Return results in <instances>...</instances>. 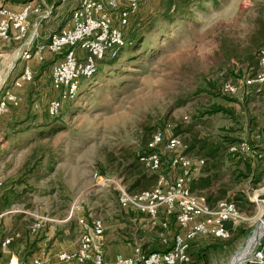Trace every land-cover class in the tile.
Listing matches in <instances>:
<instances>
[{
	"label": "rangeland",
	"instance_id": "374dc122",
	"mask_svg": "<svg viewBox=\"0 0 264 264\" xmlns=\"http://www.w3.org/2000/svg\"><path fill=\"white\" fill-rule=\"evenodd\" d=\"M27 1L50 11L40 23L39 35L44 39L53 34L44 31L45 25L51 30L66 28L71 24V11L80 2L0 0V4L15 8ZM168 1L143 0L139 4L125 29L127 44L117 56H109L99 65L97 74L82 83L77 98L64 103L56 118L48 116L47 105L57 97L50 85L57 58L44 55L29 63L33 81L19 91V107L0 124V185L14 190L4 208L16 204L12 210L19 209L20 215L30 213L47 221L38 236L67 218L75 236L80 215L81 219L102 221L107 236L104 249L117 239L132 249H141L155 239L162 243L165 233L160 227L120 208L117 188L136 193L154 187L156 175L134 166L136 155L156 132L178 136L192 147L188 154L194 158L216 150L220 159H227L230 168L224 182L233 187L229 199L243 215L239 225L227 224L232 230L240 228L241 236L227 229L230 237L226 240L196 239L190 244L188 264H231L264 219V194L253 202L245 191L250 184L241 185L234 179L238 170L232 162L236 157H248L258 146L250 130L254 112L243 111L238 101L246 89L243 78L259 71L264 39L260 43L257 32L264 26V0H206L183 10L169 9ZM35 18L32 21H40ZM228 82L238 91L231 97L221 91ZM248 99L245 106L252 103ZM254 104L256 117L262 100L255 99ZM139 174L144 178L131 190ZM97 178L110 182L98 185ZM111 238L114 241L108 242ZM257 239L247 256L264 246V226ZM171 245L167 239L164 246ZM46 256L41 257L44 264H56V257Z\"/></svg>",
	"mask_w": 264,
	"mask_h": 264
},
{
	"label": "built area",
	"instance_id": "2783aa9c",
	"mask_svg": "<svg viewBox=\"0 0 264 264\" xmlns=\"http://www.w3.org/2000/svg\"><path fill=\"white\" fill-rule=\"evenodd\" d=\"M142 1L80 0L71 13V24L51 34L45 42L40 40L39 31L41 20L50 15L49 10H42L35 2H25L18 9L0 4V117L19 107V91L33 81L29 63L50 55L57 58L50 71V85L57 97L48 102L47 114L56 118L64 103L77 98L82 83L96 75L99 65L125 46L123 32ZM33 17L40 18V21H32ZM18 62L22 63L19 68ZM258 69V72L245 76L242 84L261 92L264 87V43L259 52ZM221 91L228 97L238 92L237 87L229 82L222 85ZM186 150L187 146L180 137H165L156 132L145 150L137 154L138 163L156 175L155 186L136 193H129L120 186L117 188L120 208L146 217L152 227H160L165 233L161 235L162 243L166 245L167 239L172 242L168 251L147 254L137 246L132 249L131 256L118 255L108 261L105 259L102 221L80 219L77 224L82 231L76 251L59 252L57 263L188 264L190 244L196 239H228L227 224L239 225L243 215L231 201H220L210 208L204 196L189 190L193 175L204 166V161L190 157ZM96 181L98 185L110 182L106 178H97ZM261 194H264V176L260 187L252 193V201ZM47 223L45 220L36 221L31 233L42 231ZM171 225L176 230H172ZM9 243L7 239L3 246ZM249 260L250 264H264V246L253 251ZM21 264H44V261L41 257H34Z\"/></svg>",
	"mask_w": 264,
	"mask_h": 264
},
{
	"label": "crops",
	"instance_id": "0c3cea01",
	"mask_svg": "<svg viewBox=\"0 0 264 264\" xmlns=\"http://www.w3.org/2000/svg\"><path fill=\"white\" fill-rule=\"evenodd\" d=\"M21 5L22 4L16 6L13 9H18ZM44 29L45 32L48 31L50 33H57L60 31L59 27H56L55 30H51V27H49V25H45ZM41 31H43V29ZM40 40L42 42H45L47 39L40 37ZM248 95L251 99L250 101L253 104L250 103L251 105L249 104L245 106L246 104L244 105V103L249 100V97H247ZM255 99L262 100L263 104L261 107H258L260 109L257 110L256 117L254 106ZM238 102L242 104L244 108L243 111H247L249 113L254 112V117L250 122V130L252 131V138L254 139L253 141L258 143V146L252 151V154L248 155V157H242L241 159L239 157H236L232 161L234 164V168L238 170L237 175L234 177V179L236 178L241 185L244 183L250 184L247 186L248 189H246L245 191L248 194L252 195L253 191L255 190V186L260 184V178L264 176V146H261V144H264V87L262 88L261 92H256L253 88L242 89ZM243 113L244 112H242V114ZM7 116H9V114L0 117V124L7 120ZM258 148L261 152H258ZM189 156L193 157L191 155ZM220 163L222 180L211 184L210 187L199 191V193H194L196 195L206 197L207 204L210 208H214L220 201H228L227 199L230 198L231 194L230 191L234 190L231 185H228L227 181L224 182V179L227 177L226 169L227 167L230 168L229 165H227V159L225 160L221 158ZM240 171L242 172V174L239 173ZM207 175H210V173L201 174L199 171L198 173H195L193 175L192 180L198 179L199 177H206ZM246 177H249L248 182H246ZM254 178L258 180L257 183L254 182ZM251 183H253V185ZM13 191L14 190H9L5 185H0V264H18L19 259L26 258V255H28V253H31V258H34L43 257L45 253L47 255L46 257H56L59 252L76 251L80 233L82 231L77 223L75 225L76 231H74V233L76 232L75 236L72 232L73 230H71V228L68 226V218L58 223L55 222L53 228L49 227L48 231H46L45 233H40L39 236V232L36 234H32L31 228L34 225V222L39 220L37 217L30 215V213L20 215L19 209L17 211H13V207H18L16 204H11L9 208H4L6 202L9 201V195L12 194ZM218 191L224 192L225 197L219 200H215V197L218 196ZM24 207L25 205L22 204V209ZM80 219V215H78L76 220L78 221ZM30 221H32L33 224L30 225ZM161 221L162 218L160 217L159 222ZM57 226H59V228L61 229L56 230ZM171 226L172 230H176L174 228V225ZM70 234H72L71 237ZM105 238H107V236L104 237V241ZM7 239L10 240V243L3 246L4 241ZM109 241L114 240L113 238H111L110 240H108V242ZM115 242V244L110 246L107 245L105 247L106 260L113 261L118 255L129 257L132 254V248L130 247V244H127L123 240L119 239H117ZM56 264H58L57 261Z\"/></svg>",
	"mask_w": 264,
	"mask_h": 264
},
{
	"label": "trees",
	"instance_id": "16d2710c",
	"mask_svg": "<svg viewBox=\"0 0 264 264\" xmlns=\"http://www.w3.org/2000/svg\"><path fill=\"white\" fill-rule=\"evenodd\" d=\"M201 1H206V0H169L168 1V7H169V9L174 7V9H176V10H178V9L183 10L188 5H190L191 3H193V2H197V3L199 2L200 3ZM165 16H166V18H169L167 15H165ZM123 33H124V38H125V30ZM257 33L259 34L260 43L263 42L264 26H262L261 29H259ZM125 41H126V39H125ZM256 42H257V40L255 41V43ZM257 48H259L258 44H256L255 51L257 50ZM97 72H98V70H97ZM191 149H192L191 146L187 147L186 153L188 154V152H190ZM144 150H145V148L142 149L140 152H142ZM202 157L203 158H198V159H203V161H204V166L200 169V173L201 174L210 173V175H207L206 177H199L198 179H195V180L193 179L189 185V190L192 193H199V191H202L205 188L210 187L211 184H213L215 182H219L222 180V173L220 172V168H221L220 160L221 159L219 156H217L216 150L211 152V153H205ZM135 164L136 165H134V166L139 168L140 164L137 161V155H136ZM141 178H144V177H142V175L139 174V178L130 186L131 190L138 187L139 181L141 180ZM224 197H225V193L222 191H218V196L215 197V200H219V199L224 198ZM205 199L207 200L206 197H205ZM227 200L233 202L230 199H227ZM233 203H235V202H233ZM235 205H236V203H235ZM127 213L132 214V212H127ZM227 229L229 231H231V234H234V236H236V237H239L243 234V231L240 228L232 230L230 227L227 226ZM154 241H152V243L150 245H147V246L144 245L141 248V250L144 253L148 254V253H152V252H166L171 248V246H168V247L164 246V244L161 243L160 239H158V241L155 239Z\"/></svg>",
	"mask_w": 264,
	"mask_h": 264
},
{
	"label": "bare ground",
	"instance_id": "6f19581e",
	"mask_svg": "<svg viewBox=\"0 0 264 264\" xmlns=\"http://www.w3.org/2000/svg\"><path fill=\"white\" fill-rule=\"evenodd\" d=\"M262 226H264V219H262V221L260 222V225L258 226L257 230H255V232L251 235L249 240H247V244H246V247H245L244 251L241 254L238 255V259L235 261V263H231V264H238L240 261H242L243 259L247 258L250 255L249 254L247 256V254H248L247 252L250 250L249 248L252 245L253 241L257 239L258 231H259V229ZM259 237H258V239H259ZM258 239L256 241H254L251 250L254 249V247L256 246Z\"/></svg>",
	"mask_w": 264,
	"mask_h": 264
},
{
	"label": "water",
	"instance_id": "95a60500",
	"mask_svg": "<svg viewBox=\"0 0 264 264\" xmlns=\"http://www.w3.org/2000/svg\"><path fill=\"white\" fill-rule=\"evenodd\" d=\"M250 256H251V254L247 258H245L242 261H240L238 264H250L251 263L250 260H249Z\"/></svg>",
	"mask_w": 264,
	"mask_h": 264
}]
</instances>
